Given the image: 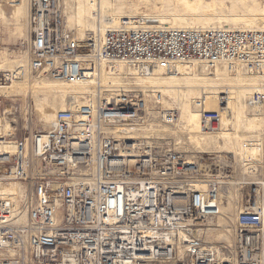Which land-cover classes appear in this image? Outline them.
Here are the masks:
<instances>
[{"label":"built area","instance_id":"built-area-1","mask_svg":"<svg viewBox=\"0 0 264 264\" xmlns=\"http://www.w3.org/2000/svg\"><path fill=\"white\" fill-rule=\"evenodd\" d=\"M27 5L29 59L22 75L77 84L122 62L128 79L123 87L94 85L58 111L51 128L15 140L12 154L0 153V184L24 185L21 196L0 194V264H264V177L236 192L241 210L231 223L232 241L211 244L233 167L196 189L199 169L185 152L154 133L138 136L151 132L155 118L175 126L179 110L155 114L163 94L135 84L179 74L182 66L208 73L227 66L264 78V30L155 29L123 20L102 40L79 41L64 0ZM11 78L4 72L0 86ZM262 86L248 99L249 110H264ZM194 106L206 132L221 127V112L205 110L201 99ZM258 150L257 158L240 163L253 176L264 160V147Z\"/></svg>","mask_w":264,"mask_h":264},{"label":"rangeland","instance_id":"rangeland-1","mask_svg":"<svg viewBox=\"0 0 264 264\" xmlns=\"http://www.w3.org/2000/svg\"><path fill=\"white\" fill-rule=\"evenodd\" d=\"M64 7L69 29L82 39L91 36L99 38L101 32L95 33L94 30L99 29V26L103 24L105 12L111 13V11L113 14H122L121 19L115 21L118 25H121L123 18L127 15L137 16L140 13H148L159 18H170L172 15L186 17V20H177L176 25L171 19L148 20L174 27H182L187 24L195 28H222L224 26L225 29H261L264 27L260 21L264 14V0H97L95 3L94 0H64ZM96 10L99 12L97 15L95 14ZM202 14H214L215 16L203 18ZM220 16L230 18L219 20L218 17ZM237 17L240 18L237 19ZM128 19L125 18V20ZM129 20L133 26L149 25V23L145 24V21L138 19L131 18ZM221 21H223L222 24ZM29 40L30 26L27 24L25 0H0V78L4 72L12 73L11 81L0 86V152L4 151L6 147L2 144L5 140L8 143L14 142L17 139L28 137L33 132L48 130L55 119L56 112L64 106L67 98L80 94L88 86L74 88L60 85L54 82L55 79L47 78L48 76L39 78L42 75L40 73H33L26 77L22 74L19 76L20 70L18 68L26 64L29 59ZM122 67L119 64L114 65L111 70L116 73L114 78L111 81H105L103 78V84L109 82L111 86H123V78L119 75ZM190 73L178 81H141L147 89L159 88L163 91L164 101L155 109V114L158 110L168 111L175 108L179 110V107L182 110L178 126H170L172 129H168L170 128L169 125L154 119L153 129L164 134V137H158L171 142L176 149L189 156L190 161L194 162L199 169V182L207 181L209 179L206 177L207 175L219 173L214 171V168H209L215 166L218 161L222 162L223 167L231 162L229 166L233 167L234 173L232 181L237 179V182H243L246 179L248 180L246 182H261L262 177H264V160L259 162L260 167L257 176H245L243 171L245 174H250L252 169L244 170L241 167L238 154L244 150L246 153L254 154L256 152L255 146L264 147V110L260 113L249 109L246 111L242 102L243 99L237 98V96L234 98L235 95L232 96L231 92L229 94L226 91L219 95L218 100L225 97L224 101L227 102V98L231 97L233 105L232 126L230 123H224L221 131L203 135L206 145L197 148L185 127L190 119L191 114L189 113H198L190 108L189 99L201 96V94L195 96L194 94L203 92L213 98L215 92L209 91L208 88L214 83H218L217 85L223 88L232 87V90L236 91L233 78L240 76L229 74L230 77L225 74L226 81L219 83L210 80L209 78L212 76L200 67H195ZM15 74H17L16 77ZM215 95L218 96L216 93ZM11 132L12 134H8ZM205 152L208 155L203 154ZM218 156L226 157L231 161L214 160ZM207 169H209V173L202 172ZM14 185H18V197L24 191V185L18 182H8L0 186V190L11 189ZM225 199L227 204L226 217L221 222L222 231L216 232L214 245H219L225 241V236H230V241H232L227 230L231 229L229 228L230 223L235 218L233 215H236V210L233 208L235 206L233 194L231 192L226 193Z\"/></svg>","mask_w":264,"mask_h":264},{"label":"bare ground","instance_id":"bare-ground-1","mask_svg":"<svg viewBox=\"0 0 264 264\" xmlns=\"http://www.w3.org/2000/svg\"><path fill=\"white\" fill-rule=\"evenodd\" d=\"M25 3H26V9H27V24L29 25V23H28L29 22V11H28V5H27V1L26 0H25ZM121 15H119V14H113L112 11H111V13L105 12L103 24H101V26H99V29L94 30L95 33L101 32V35L98 36L99 38H97L95 36H93V37H95L99 41V40H102L103 39V37H104L107 29H119L120 28V25H118V23H115V21L116 20H120L121 19ZM201 16L203 18L204 17L205 18H212L215 15L214 14H204V15L202 14ZM195 17H197V16H195ZM198 17H200V16H198ZM125 18H129V19L133 18V19H138L139 21H145V24L146 23H149V25H145V27H147V28H155V29H167V28H172V29H188V28H195L193 26H189L188 24L186 26H182V27H174V26H167V25L159 24V23L154 22V21H148L150 19H160V20H168V19H171V21H173L174 25H176L177 20H186V17H184V16H175V15L173 16L172 15L170 18H159V17H153L151 14H148V13H140L137 16L127 15L126 17L123 18V20H125ZM218 18H219V20H222V19H226V18H230V17L220 16ZM238 18H240V17H237V19ZM129 19H128V21L130 22V24H132ZM123 20H122V22H123ZM260 21L264 25V14L261 16V20ZM222 22L223 21H221V24H222ZM230 22H232V21H230ZM186 23H188V22H186ZM106 25H108V26H106ZM121 25H122V23H121ZM209 28H218V27H209ZM196 29H207V28H196ZM222 29H225L224 26L222 27ZM232 30H264V27L261 28V29L260 28H240V29H232ZM75 36H76V38L79 41H85L88 38H90V37H88V38L82 39V38L78 37L76 35V33H75ZM27 64H28V60H27L26 64L21 65L20 68H18V69L19 70H21V68L23 69L24 67H26ZM117 64L123 66L122 69L120 70L119 75L123 78V82H124L123 83V86H125L126 85L125 84V80L128 79V77H126V73H127L126 66L122 62H117L115 65H117ZM195 67H197V66H193V67H190V66H187V67L186 66H182L180 68V70H179V74H172V75H167V76L161 75V74H157L156 77H152V78H137L135 80V82H136L135 84L139 88H145V89H147L146 85H143L144 83L141 82V81H143V80H146V81H154V82L159 81V80H162V81H166V80L178 81L184 75L189 74L191 72V70L194 69ZM222 70H223L224 73L222 72ZM20 74H22V73L19 72L18 75L20 76ZM31 74H33V73H26L24 76L26 77V76H29ZM40 74H42V75L39 76V78H42V76H46L43 73H40ZM115 74L116 73L114 71H106V69H104L102 71V74L99 75L98 78H95L93 76H90V79L89 80H86V81H83L82 83H77V84H68V83H66L64 81H61L59 79H55V81H54L55 83H58L60 85L69 86V87H74V88H81V87H84V86H87L88 85L87 88L84 91H82L80 94H75V95L70 96L69 98H67V100L65 101L64 106L60 110L66 109L68 104H70L72 102H79V99L81 97H84L85 95L90 94L94 85H98V86H101V87H114V86H111L109 84V82L107 84L106 83L103 84L102 81H103V78H104L105 81H111V79L114 78V75ZM225 74H227V75L231 74V75H235V76H240V77H235V78L232 77L234 79V81H235V84H236V91L235 90H232V87H225V88H223L220 85H217L218 83H214V84H212L208 88V90L209 91H212V92H215L216 94H218V96H216L215 93H213V96L214 97L212 98V97L208 96V94H206L205 92H203V93H196V94H194V96L195 95H198V94H201V96L191 97L189 99L188 104L190 105V108L193 109V110H195V111H197L198 113H196V114L195 113H189V114H191L189 116L190 119H189L188 124L185 127H186V130H187L186 132L189 134V136H191L190 139L192 140L193 143H195V145H196L195 147H197V148H202L203 145L205 144V141L206 140L203 138V135H206V134H214V133H212V132H206L205 131V128L202 125V119H201L200 110L197 109V108L196 109L194 108L195 107L194 106L195 100H198V99L203 100V103H204V107L203 108L205 110H207V111L221 112L222 113V115H223V123H222L221 127L215 132V133H217V132L221 131L222 127L224 126V123H227V124L230 123L231 126L233 124V121L231 119V113L233 111L232 99H231V97L227 98L228 101L225 102L224 103L225 106L223 108H221V106H220V100L221 99L218 100V98H220L219 95L224 94L226 91H228V93L231 92V95L232 96L235 95L234 98H236V96H237V98L243 99L242 102H243L244 107L246 108V111H247V109H248V106H247L248 99L255 92L260 91L261 89H263L262 84H263L264 78H261L259 76L250 75L247 72H245L244 70H238L236 73H231L228 70L227 66H220L213 73H209V75L212 76L209 79L212 80L213 82H215V81H217L219 83L220 82H224V81H226V78H224V77H226V76H224ZM16 76H17V74H15V77ZM47 78H49V77H47ZM51 80H53V79H51ZM123 86H118V87H123ZM222 89H226V90H222ZM151 90L153 92H159V93L163 94V91L161 89H159V88L151 89ZM163 96H164V94H163ZM60 110H58V111H60ZM179 111H180V119H181V111L182 110H181L180 107H179ZM54 121H55V119H54ZM54 121L52 122V124L54 123ZM52 124H51V126H52ZM51 126L49 128H51ZM177 126L178 125L176 124L175 127H177ZM168 127H170V126H168ZM168 129H172V128L170 127ZM142 133L143 134H140L138 136H142V135L143 136H149L150 133L151 134L154 133V135H156V136L164 137L163 136L164 134H161V131H158V130H155V129H152L151 132H149V131H143ZM8 134H12V132L11 133H8ZM2 144L6 146L4 148V151H2V152H4V153L7 152V153H11V154L14 153L15 145H14L13 142H9L8 143L5 140V142H3ZM259 147L260 146H255L254 147L256 149L257 154H256V152L254 154L246 153V150L241 151L238 154V159H240L239 160V163H243L244 164V160L246 159V157L247 158H249V157H255V158L258 157V155H259L258 154V152H259L258 148ZM206 153L207 152H205L203 154L208 155ZM200 154H202V153H200ZM236 158H234L235 161H236ZM223 159H225L226 161H231V160H228L226 157H221V156H218L214 160L217 161V160H223ZM216 163L217 164L215 166H210L209 167V168H214L215 169L214 171H216V172L223 171V170H221L222 168H228L229 165L231 164V162H229V164L226 167H223L222 162H219L218 161ZM193 168H196V167H193ZM202 169H203V166H202ZM251 169L252 168H244V170H251ZM208 170L209 169H207L206 171L204 170L202 172H206V173L208 172L209 173ZM253 174H254V170L253 169H252V172H250V174H245L244 171H243V175L253 176ZM212 176L213 175H209V176L207 175L206 177H208L210 179V178H212ZM199 181L200 180H198V182L195 183V185H194L195 188L196 189L206 188L207 181L206 180L205 181H201V182H199ZM230 181L228 180L226 182V186H225V190H224V194H223L224 195L223 217L220 218L219 224L218 225H215V228H213V226L210 228V232L212 234H214V231H219V232L222 231L221 222H223L224 221V218L226 217V213H225L226 212V207H227L226 206L227 205L226 204V199H225L226 193L231 192L233 194V197H234V205H235L233 208L236 210V214H237L241 210V208L237 206V199H238L237 196L238 195L236 194V192H238V189H240V185H244V184H246V185L247 184L248 185L258 184V183H255V182L254 183H246V182H243V183L241 182L240 183V182H237V179L234 180V181H232V180H230ZM2 185H4V184H0V186H2ZM23 193H24V191L21 192L20 196ZM0 194L6 195L7 197H17V194H18V185H14L11 189H8V190H5V189L4 190H0ZM234 216H235V214L233 215V217ZM230 227H231V223H230ZM227 232L230 235L232 231H231V229H229V231L227 230ZM225 238H226L225 241H228V242L230 241V236L229 237L225 236ZM210 241H212V240H210ZM214 243L215 242H213V241L211 242V244H214Z\"/></svg>","mask_w":264,"mask_h":264}]
</instances>
